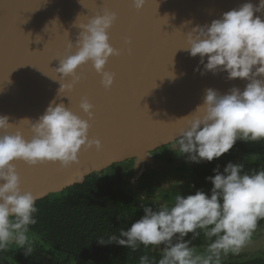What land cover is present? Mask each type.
Wrapping results in <instances>:
<instances>
[{
    "label": "clouds",
    "instance_id": "clouds-1",
    "mask_svg": "<svg viewBox=\"0 0 264 264\" xmlns=\"http://www.w3.org/2000/svg\"><path fill=\"white\" fill-rule=\"evenodd\" d=\"M145 0H132L139 10ZM264 0L257 5L244 3L222 14L210 25H196L186 36V46L192 57L199 55L196 71L227 73L226 79L246 81L241 91L232 87L225 94L206 89L203 103L182 117L184 127L172 139L169 149L178 157L200 164L211 163L233 149L237 141H264ZM116 14L105 10L81 29L74 54L66 53L55 71L72 82L61 84L59 92L71 90L79 81L76 70L91 62L101 75V84L111 88L114 74L105 71L110 56L120 55L109 43L108 29ZM128 42V41H126ZM73 43L68 45L71 49ZM205 57L207 62L205 63ZM81 110L88 120L93 118V105L82 99ZM74 114L63 103L52 101L43 115L31 123L33 136L26 140L16 131L9 117L0 115V252L13 246L22 249L25 257L35 250L36 235L31 227L37 223V196L22 191L16 160L29 166L59 162L62 168L78 163L82 146L97 150L101 143L88 138L90 124ZM29 121V120H28ZM254 155L245 162L255 160ZM245 162H228L223 171L220 165L214 175L206 177L212 185L210 193L197 190L184 195L176 191L167 201L161 199V187L149 203L145 194L139 197L143 215L130 227L120 228L118 234L101 237V245L117 244L133 252L160 249V256L139 257V264H223L229 256H239L253 242L261 221H264V168L245 171ZM183 181L163 184V189L177 188ZM189 234L190 237H189ZM200 241L199 244L194 243Z\"/></svg>",
    "mask_w": 264,
    "mask_h": 264
},
{
    "label": "water",
    "instance_id": "water-1",
    "mask_svg": "<svg viewBox=\"0 0 264 264\" xmlns=\"http://www.w3.org/2000/svg\"><path fill=\"white\" fill-rule=\"evenodd\" d=\"M247 2L259 0H145L139 10L132 0H0V115L9 117L8 131L30 140L31 123L52 101L88 120L80 108L87 98L93 105L88 138L101 143L99 150L82 146L78 163L68 168L14 161L22 191H31L37 202L128 160H134V171L143 172L149 151L179 135L181 118L203 103L206 89L242 91L247 82L228 80L227 73L201 75L195 70L203 69L199 55L192 57L183 47L193 27L210 25ZM105 10L116 14L108 36L120 55L105 65L114 74L113 85L105 89L88 62L77 68L80 79L72 89L59 92L72 77L62 78L55 68L66 53L77 51L78 26ZM256 15L264 19V13Z\"/></svg>",
    "mask_w": 264,
    "mask_h": 264
},
{
    "label": "trees",
    "instance_id": "trees-1",
    "mask_svg": "<svg viewBox=\"0 0 264 264\" xmlns=\"http://www.w3.org/2000/svg\"><path fill=\"white\" fill-rule=\"evenodd\" d=\"M35 250L30 257L22 249L0 252V264H139L147 254L123 246L101 245L98 239L118 234L138 219L136 198L112 190L99 173L86 177L82 184L36 202Z\"/></svg>",
    "mask_w": 264,
    "mask_h": 264
},
{
    "label": "flooded vegetation",
    "instance_id": "flooded-vegetation-1",
    "mask_svg": "<svg viewBox=\"0 0 264 264\" xmlns=\"http://www.w3.org/2000/svg\"><path fill=\"white\" fill-rule=\"evenodd\" d=\"M171 143L149 151V165L143 172H136L134 160H128L112 164L99 173L100 179L116 192H123L136 198L138 219L143 215L140 207L139 197L145 194L149 203L154 202V194L157 188L161 187V199L167 201L170 195L176 191L187 194H194L197 190L210 193L211 183L206 177L214 175L213 169L220 165L221 172L228 162L241 163L245 158L254 155L255 160L245 162V171L250 169L260 170L264 168V141L245 143L237 141L233 149L224 156L213 160L211 163L202 162L196 164L187 161L184 157L169 149ZM183 181L177 188L163 189V184L171 181ZM191 234H189L190 237ZM194 243L199 244L200 241ZM140 251L156 252L160 249L149 248L139 249ZM223 264H264V221L260 222L257 233L253 236V242L246 246L239 256H229Z\"/></svg>",
    "mask_w": 264,
    "mask_h": 264
},
{
    "label": "rangeland",
    "instance_id": "rangeland-1",
    "mask_svg": "<svg viewBox=\"0 0 264 264\" xmlns=\"http://www.w3.org/2000/svg\"><path fill=\"white\" fill-rule=\"evenodd\" d=\"M12 250H16V248L13 246L12 248H11Z\"/></svg>",
    "mask_w": 264,
    "mask_h": 264
}]
</instances>
